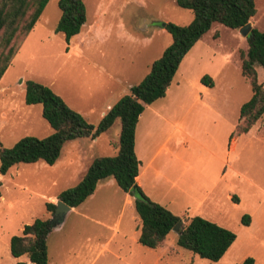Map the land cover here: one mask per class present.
<instances>
[{"label":"rangeland","instance_id":"1","mask_svg":"<svg viewBox=\"0 0 264 264\" xmlns=\"http://www.w3.org/2000/svg\"><path fill=\"white\" fill-rule=\"evenodd\" d=\"M83 1L86 20L68 42L55 31L57 0H48L31 30L16 39L15 53L0 78V145L52 131L41 104L24 102L26 79L50 86L97 124L107 104L128 92L171 42L161 23L184 25L193 17L176 0ZM255 7L251 27L263 30L264 0H255ZM247 48V36L239 28L213 22L187 52L170 89L157 100L170 120L183 125L181 131L171 130L166 144L179 157L173 167L176 184L146 179L157 198L153 200L179 215L183 224L198 214L242 238L246 233L239 229L240 217L264 197V114L247 132L234 136L233 149L229 139L237 124L244 123L240 105L252 95L249 78L241 72ZM255 70L264 88V68L256 65ZM204 74L214 79V86L201 81ZM119 131L117 118L95 141L66 140L54 164L20 162L0 174V264L28 262L26 255L10 254V236L35 217L52 216L45 202L55 203L61 190L78 182L93 157L110 154L108 143L117 141ZM229 193L238 195V205ZM125 197L112 177L101 180L93 195L72 207L47 235V264H237L247 250L242 243L219 260L202 258L177 245L174 229L158 246H144L137 240L141 220Z\"/></svg>","mask_w":264,"mask_h":264},{"label":"trees","instance_id":"2","mask_svg":"<svg viewBox=\"0 0 264 264\" xmlns=\"http://www.w3.org/2000/svg\"><path fill=\"white\" fill-rule=\"evenodd\" d=\"M48 0H0V78L9 65L16 50V39L25 36L33 27ZM176 3L192 11V20L184 25L168 21L164 29L171 35V42L161 54L152 60L148 72L129 87L93 124L50 86L34 79L25 80L24 102L41 104V114L52 131L43 136L25 135L11 146L0 145V174L20 162L31 163L42 160L54 164L66 140L79 137H97L120 119L117 152L114 155L95 156L74 185L61 190L57 198L70 207L83 202L96 188L101 179L112 177L116 184L128 192L141 220L138 242L154 248L172 230L181 217L166 206L151 200L136 184L141 161L135 144V129L139 115L146 104L166 94L181 61L213 22L230 28H239L255 14V0H176ZM60 16L55 31L61 32L66 42L79 33L86 20L83 0H57ZM16 42V43H15ZM248 48L241 62V72L250 81L252 95L239 108L244 123H238L237 133H245L264 114V88L257 80L256 65L264 68V29L252 27L247 36ZM201 81L213 85L211 76L204 74ZM1 184V182H0ZM1 196V190H0ZM53 201H46L45 208L53 214ZM241 223L248 225L250 215L244 213ZM56 221L50 217H35L23 225L21 233L9 239L10 254L14 257L26 255L28 262L18 264H47V235ZM236 233L200 215H192L186 224L181 222L177 232V245L202 258L219 260L234 241ZM252 256L245 257L239 264H253Z\"/></svg>","mask_w":264,"mask_h":264},{"label":"crops","instance_id":"3","mask_svg":"<svg viewBox=\"0 0 264 264\" xmlns=\"http://www.w3.org/2000/svg\"><path fill=\"white\" fill-rule=\"evenodd\" d=\"M74 36H76V35H74ZM200 38H199V40H200ZM131 85L132 84H130L128 86V88ZM212 86H214V79H213V85ZM207 87H211V86H207ZM169 89H170V87H169ZM169 89L167 88V91ZM167 91H166V93H167ZM124 93H126V92H123L122 94H120V96L123 95ZM158 99H156L155 101H153L150 104L145 105L143 111L139 115V119H138L136 129H135L134 148H135V152H136L138 159L141 161L139 173L136 176L135 181H136V184L139 185L143 189V191L146 193V195L151 200L157 199V198H155V196L152 195L151 191H149L147 189V187H148V185L146 183L147 178L152 180L154 183H155V181H157V182L160 181V183H161L165 180L167 183H169L170 186H174L176 184L175 183V176L173 175L174 174L173 167L176 165V161H177V159H179V157H178V155H176L175 152L171 151L166 146V144L170 140V136L173 135V132L171 130L172 129H178L181 131V126L183 127L182 124L176 123V122L170 120L169 117L166 116L162 112L163 108H164L163 103H162V101H157ZM112 104H109V103L107 104L106 110L102 112V115L107 111V109ZM156 129H157V132H156ZM161 129L164 130L165 133L162 134V132L160 131L161 133L158 134V130H161ZM152 131H153V133H152ZM238 134H240V133H237L236 129H235L229 135L230 141L232 140V142L230 144V145H232L231 146L232 149L235 146V141H236L235 137ZM118 136H119V132H118ZM84 138H87V137H84ZM97 138L98 137H94L91 140L95 141V140H97ZM108 145L110 147H112V150H111L112 152L110 154H104V155H114L117 152L118 139L116 142L114 141L113 143H111L109 141ZM89 164H88V166H89ZM229 168H231V166ZM86 169L84 170V172L86 171ZM222 173H224V171ZM82 175H81V177H82ZM109 178H107V179H109ZM101 180H104V179H101ZM101 180H99L97 182V184ZM249 182H251V181H249ZM251 183L253 186H255L257 189L260 190V188L257 184H255L253 182H251ZM94 191H93V193H94ZM93 193L90 194V196H92ZM90 196H88V197H90ZM125 196H126L125 197L126 201L129 202L128 204L132 206L134 197L131 196L128 192H125ZM227 197H229V199L233 202V205H238V203L240 202V200H238V195L236 193H229V195ZM153 201H155V200H153ZM155 202H157V201H155ZM71 209H72V207L70 208V210ZM196 212L197 211L195 210V212H193L192 214H195ZM248 214L250 215V223L248 225H243L241 223L242 226H240V228H239L241 231H244L246 233L245 238L244 237L242 238L240 233L239 234L236 233V237H235L234 241L231 243V245L228 247L227 250L236 249V247L238 248L243 243L246 245L247 250L242 254V256L240 258V262L245 257L252 256L254 258L253 264H264V197L256 200V202L252 205V209L250 210V212ZM196 215H198V214H196ZM240 219H241V217H240ZM240 222H241V220H240ZM166 240H167V238L165 237L163 239V241L165 242ZM227 250H226V252H227ZM240 262H238L237 264H239Z\"/></svg>","mask_w":264,"mask_h":264},{"label":"water","instance_id":"4","mask_svg":"<svg viewBox=\"0 0 264 264\" xmlns=\"http://www.w3.org/2000/svg\"><path fill=\"white\" fill-rule=\"evenodd\" d=\"M161 25L164 27L165 23L162 22ZM251 28H252L251 22L247 21L245 24H243L241 27H239V31L243 35L248 36ZM55 205H56L55 210L51 216V220H54L56 222H60L62 220V218L65 216V214L70 210L71 207L59 198L56 199ZM180 224H181V221H177L172 229H174L175 231H179ZM29 264H35V263L29 262Z\"/></svg>","mask_w":264,"mask_h":264},{"label":"bare ground","instance_id":"5","mask_svg":"<svg viewBox=\"0 0 264 264\" xmlns=\"http://www.w3.org/2000/svg\"><path fill=\"white\" fill-rule=\"evenodd\" d=\"M73 37H76V36H73Z\"/></svg>","mask_w":264,"mask_h":264}]
</instances>
